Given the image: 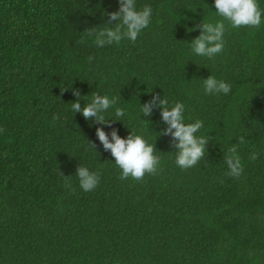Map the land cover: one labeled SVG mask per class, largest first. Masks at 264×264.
I'll return each mask as SVG.
<instances>
[{
  "label": "trees",
  "instance_id": "1",
  "mask_svg": "<svg viewBox=\"0 0 264 264\" xmlns=\"http://www.w3.org/2000/svg\"><path fill=\"white\" fill-rule=\"evenodd\" d=\"M145 5L135 42L98 47L87 29L112 27L119 0H0V264H264V14L259 28L224 21V48L208 58L191 40L222 19L214 0H136ZM210 75L231 91L205 94ZM76 88L81 106L118 98L110 125L71 110ZM157 94L182 102L186 123L203 121L196 166L176 165L161 109L140 112ZM98 127L155 144L158 174L122 180ZM233 146L239 178L226 174ZM78 166L100 174L94 190L81 189Z\"/></svg>",
  "mask_w": 264,
  "mask_h": 264
},
{
  "label": "clouds",
  "instance_id": "2",
  "mask_svg": "<svg viewBox=\"0 0 264 264\" xmlns=\"http://www.w3.org/2000/svg\"><path fill=\"white\" fill-rule=\"evenodd\" d=\"M216 12L221 20L212 22H202L196 25L200 29V35L191 40V50L195 55L212 58L222 52L224 48L225 23L228 21L233 28L255 27L259 28L262 23V10L259 7L258 0H214ZM108 20L105 22L112 27H95L87 29V35L94 38V43L98 47L119 44L122 39L135 42L141 31L147 28L151 22L152 8L145 5L138 9L136 0H119V10L106 13ZM112 21L116 23L113 24ZM83 42V41H81ZM92 57H89L91 61ZM205 94H228L231 91V85L223 80H218L210 75L203 81ZM76 100L71 105L74 113H82L85 120H95L99 124H111V119L106 118L104 113L113 108L118 103L117 97L109 98L107 95L94 94L91 102L81 106V93L78 88L72 89ZM156 107L161 109L162 120L167 127L159 134L170 135L172 144L177 154L175 163L181 169L194 167L204 158L206 145L209 141L204 136H197L196 133L203 127V121L197 119L194 122H185V105L182 102H175L171 106L169 100L163 95H153L152 98L144 104H140V112L143 116H151L152 109ZM126 110L121 107H115L114 118L125 116ZM54 116V119H58ZM4 131L0 128V133ZM96 135L105 150H110L115 158V164L121 169L120 178L126 180L131 177L133 180L140 181L146 174L156 175L159 172L160 157L155 155V144L149 143L142 134H136L131 131L127 138L118 135L117 130L111 131V139L102 127L96 129ZM239 143L244 142V137H239ZM92 146L95 145L92 143ZM235 146L228 149L225 155L227 164V175L233 178H239L243 172L241 158L237 154ZM257 153L253 152L249 159H257ZM79 185L85 192H90L96 188L100 181V174L90 171L85 166H78L76 169ZM68 187H71V181H66ZM74 191V189H73Z\"/></svg>",
  "mask_w": 264,
  "mask_h": 264
}]
</instances>
